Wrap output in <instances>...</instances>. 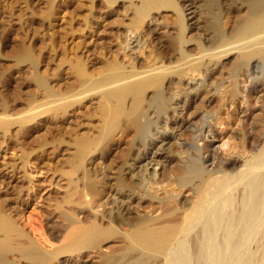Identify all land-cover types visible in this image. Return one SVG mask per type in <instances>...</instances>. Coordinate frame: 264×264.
<instances>
[{
    "label": "bare ground",
    "instance_id": "bare-ground-1",
    "mask_svg": "<svg viewBox=\"0 0 264 264\" xmlns=\"http://www.w3.org/2000/svg\"><path fill=\"white\" fill-rule=\"evenodd\" d=\"M86 23L91 54L60 57L40 113L92 106L96 124L57 169L0 162V264H264V0H93ZM15 113L0 153L36 117ZM40 190L48 247L22 223Z\"/></svg>",
    "mask_w": 264,
    "mask_h": 264
},
{
    "label": "rangeland",
    "instance_id": "rangeland-1",
    "mask_svg": "<svg viewBox=\"0 0 264 264\" xmlns=\"http://www.w3.org/2000/svg\"><path fill=\"white\" fill-rule=\"evenodd\" d=\"M92 1L0 0V110L6 105L14 112L17 111L16 116L36 114L35 119L27 124L21 135L14 134L10 138L5 154L0 153L1 163H11L13 160H20V157L27 155V160L32 164L28 166L31 171L47 169L49 164L50 168L57 169L60 159L65 160L70 156V151H63L64 142H70L75 132L79 134L88 130L86 133H91L90 129H94L92 127L96 121L93 120L94 108L92 106L88 109L81 108L82 110L79 109L75 113L70 111L68 118L40 113L43 108L45 109V104L52 99L51 95L54 91L56 92L57 86L54 80H57L59 73L60 57L65 54L67 57L71 55L69 58L72 59L76 54L80 55L81 51L87 50L89 53L92 49L90 38H88L90 28L86 27V21L90 20ZM105 18L100 21L97 27L96 34L99 46L108 45V42L112 41L110 32L116 26L113 21H110L111 18ZM63 46L64 48H62ZM24 48L31 50L34 55V62H18L15 59L14 56ZM37 77L42 79L48 87L53 84V88H49L48 91L39 86L36 83ZM213 106L211 105L207 109L210 108L209 111L211 112ZM238 108L234 113L235 115L233 114L234 120L240 116L237 112L241 109ZM196 109L199 110V108ZM195 110L194 113L197 112ZM256 112L258 113L257 109H251L252 115ZM199 113L200 110L195 115ZM203 119L197 116L191 122H194L193 125H196L194 127H197ZM194 127L190 126V129L185 132L184 140L189 141L191 139ZM2 141L3 139L0 137L1 148L3 146ZM37 155L41 157L38 161L35 160ZM41 193H43L42 190L35 198L38 206L31 204L24 209L22 223H27V227L32 229L35 238L39 239L42 245L47 246L39 237L43 223L40 212L51 203H53L51 205L53 209L57 199L55 198L56 201H46L42 198L43 194Z\"/></svg>",
    "mask_w": 264,
    "mask_h": 264
}]
</instances>
